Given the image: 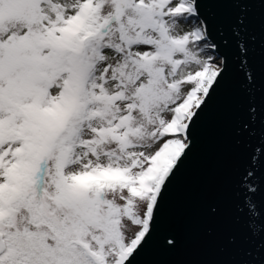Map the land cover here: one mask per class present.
<instances>
[{
    "label": "snow or ice",
    "instance_id": "6c2138e0",
    "mask_svg": "<svg viewBox=\"0 0 264 264\" xmlns=\"http://www.w3.org/2000/svg\"><path fill=\"white\" fill-rule=\"evenodd\" d=\"M248 5L0 0V264H138L229 74L222 18L248 67Z\"/></svg>",
    "mask_w": 264,
    "mask_h": 264
},
{
    "label": "water",
    "instance_id": "95a60500",
    "mask_svg": "<svg viewBox=\"0 0 264 264\" xmlns=\"http://www.w3.org/2000/svg\"><path fill=\"white\" fill-rule=\"evenodd\" d=\"M246 17V70L239 67L235 38L219 35L226 31L224 18L214 32L215 42L230 40L222 45L229 74L196 127L194 147L162 205L161 227L138 264H264V231L253 234L249 228L250 221L259 224L264 217V0H249ZM245 71L255 80L251 92L242 87ZM249 103L257 108L252 134L237 135L250 122Z\"/></svg>",
    "mask_w": 264,
    "mask_h": 264
}]
</instances>
